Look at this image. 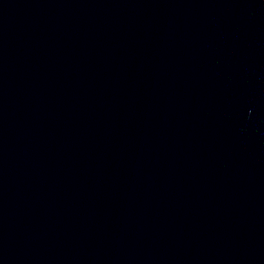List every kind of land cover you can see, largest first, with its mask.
<instances>
[{
    "label": "water",
    "instance_id": "1",
    "mask_svg": "<svg viewBox=\"0 0 264 264\" xmlns=\"http://www.w3.org/2000/svg\"><path fill=\"white\" fill-rule=\"evenodd\" d=\"M0 264H264V0H0Z\"/></svg>",
    "mask_w": 264,
    "mask_h": 264
}]
</instances>
